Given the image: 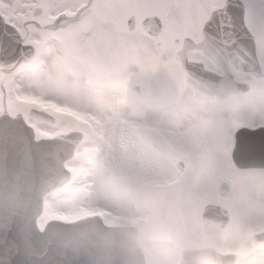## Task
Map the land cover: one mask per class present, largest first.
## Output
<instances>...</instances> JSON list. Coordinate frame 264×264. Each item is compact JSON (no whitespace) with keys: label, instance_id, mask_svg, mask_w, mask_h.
Segmentation results:
<instances>
[{"label":"snow or ice","instance_id":"6c2138e0","mask_svg":"<svg viewBox=\"0 0 264 264\" xmlns=\"http://www.w3.org/2000/svg\"><path fill=\"white\" fill-rule=\"evenodd\" d=\"M0 132L69 153L39 228L99 217L144 264H264V0H0Z\"/></svg>","mask_w":264,"mask_h":264},{"label":"water","instance_id":"95a60500","mask_svg":"<svg viewBox=\"0 0 264 264\" xmlns=\"http://www.w3.org/2000/svg\"><path fill=\"white\" fill-rule=\"evenodd\" d=\"M65 148L36 151L0 132V248L16 252L21 264H144L131 231L105 226L99 217L36 225L44 194L65 184ZM186 254L185 264H192Z\"/></svg>","mask_w":264,"mask_h":264},{"label":"rangeland","instance_id":"374dc122","mask_svg":"<svg viewBox=\"0 0 264 264\" xmlns=\"http://www.w3.org/2000/svg\"><path fill=\"white\" fill-rule=\"evenodd\" d=\"M66 196H67V193L64 191V186L58 189H55L49 193V198L52 199L54 202H56L57 206H59L58 201L65 198ZM101 203H103V201H101ZM52 219H56V218H52Z\"/></svg>","mask_w":264,"mask_h":264}]
</instances>
